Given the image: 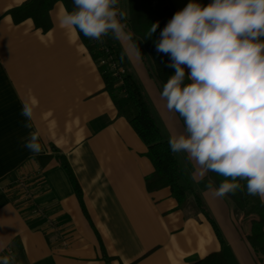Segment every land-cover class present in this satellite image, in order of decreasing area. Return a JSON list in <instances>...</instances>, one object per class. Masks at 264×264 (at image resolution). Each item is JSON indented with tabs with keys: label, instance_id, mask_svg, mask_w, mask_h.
<instances>
[{
	"label": "crops",
	"instance_id": "0c3cea01",
	"mask_svg": "<svg viewBox=\"0 0 264 264\" xmlns=\"http://www.w3.org/2000/svg\"><path fill=\"white\" fill-rule=\"evenodd\" d=\"M23 1L0 0V257L9 256L12 264L17 243L24 264H189V257L219 250L229 264H260L246 240L247 226L240 225L224 198L202 184L186 153L173 154L189 176L183 208L168 187L146 190L144 177L152 171L146 147L117 114L76 29L60 23L63 3L53 4L50 27L43 31L30 18L13 22L8 11ZM188 2L154 0L152 6L168 3L178 11ZM111 35L169 141L182 130V121L160 99L149 59L130 39ZM33 100L28 129L20 112L22 101ZM31 131L39 132L38 155H52L43 167L24 147ZM56 155L66 159L81 200ZM23 173L37 179L32 204L45 216L13 196L10 183ZM194 194L202 198L222 243L194 208Z\"/></svg>",
	"mask_w": 264,
	"mask_h": 264
},
{
	"label": "clouds",
	"instance_id": "9594fccd",
	"mask_svg": "<svg viewBox=\"0 0 264 264\" xmlns=\"http://www.w3.org/2000/svg\"><path fill=\"white\" fill-rule=\"evenodd\" d=\"M118 3L73 0L60 23L90 39L109 33L131 39ZM153 43L174 69L160 92L167 111L182 121L168 141L172 153H186L200 179L209 172L225 178L217 188L208 185L215 197L235 194L245 180L247 193L264 203V0H189ZM34 106L22 101L25 128H32ZM38 141L39 132L31 131L24 147L38 155ZM0 264H11L9 256Z\"/></svg>",
	"mask_w": 264,
	"mask_h": 264
},
{
	"label": "trees",
	"instance_id": "16d2710c",
	"mask_svg": "<svg viewBox=\"0 0 264 264\" xmlns=\"http://www.w3.org/2000/svg\"><path fill=\"white\" fill-rule=\"evenodd\" d=\"M56 1H61L65 10H73V0H25L8 12L12 16L13 22L30 18L36 28L45 31L50 27L49 10ZM153 1L119 0L117 7L119 11L126 13V18L121 21L126 25L125 33H131L130 40L137 51L149 59L150 75L162 90L169 76L174 74V69L167 67L168 57L157 54L153 42L159 37L160 31L176 11L168 3L154 8L152 6ZM157 22L159 27L156 33L152 34V25ZM76 31L96 63L104 82V89L111 97L117 114L127 120L146 147L145 156L152 165V171L144 177L146 190L153 191L168 187L170 196L177 202V207L183 208L187 201L184 192L190 187L188 173L186 170L180 169L170 149L168 139L158 130L142 87L138 79L127 69L111 33L96 40L86 38L77 29ZM51 157L50 154H42L36 156L35 159L39 166L43 167ZM56 159L65 170L75 194L81 200V188L66 159L63 155H56ZM223 179L225 178L215 172H209L203 178L202 184H211L217 188ZM238 182L240 188L235 194L226 195L224 199L235 218L243 225L247 224L246 240L251 245L259 263L264 264V233L262 230L264 226V203L261 202L259 196H250L247 193L245 180ZM192 203L197 211L204 214L217 239L222 243L220 231L199 194L193 195ZM14 249L17 256L12 264H24L22 252L17 243H15ZM104 258L108 261L107 256ZM225 259L222 251L219 250L210 252L202 258L189 257L187 261L189 264H229Z\"/></svg>",
	"mask_w": 264,
	"mask_h": 264
},
{
	"label": "built area",
	"instance_id": "2783aa9c",
	"mask_svg": "<svg viewBox=\"0 0 264 264\" xmlns=\"http://www.w3.org/2000/svg\"><path fill=\"white\" fill-rule=\"evenodd\" d=\"M37 179H35L31 173H23L11 181V188L14 190L13 196L20 199V202L26 203L31 207V210L36 214L45 216L44 211L41 207L32 204V197L34 195L35 186L37 184ZM12 190V191H13ZM49 223V222H48Z\"/></svg>",
	"mask_w": 264,
	"mask_h": 264
},
{
	"label": "rangeland",
	"instance_id": "374dc122",
	"mask_svg": "<svg viewBox=\"0 0 264 264\" xmlns=\"http://www.w3.org/2000/svg\"><path fill=\"white\" fill-rule=\"evenodd\" d=\"M236 219H237V218H236ZM239 223H240V225H241L243 228H245V225H243L242 222L239 221ZM246 225H247V224H246Z\"/></svg>",
	"mask_w": 264,
	"mask_h": 264
}]
</instances>
